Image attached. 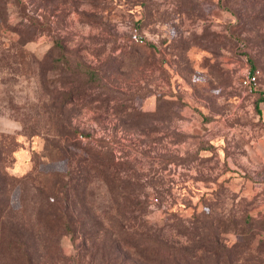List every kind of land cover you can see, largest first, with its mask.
I'll return each mask as SVG.
<instances>
[{
  "label": "rangeland",
  "instance_id": "1",
  "mask_svg": "<svg viewBox=\"0 0 264 264\" xmlns=\"http://www.w3.org/2000/svg\"><path fill=\"white\" fill-rule=\"evenodd\" d=\"M95 148L116 182L88 169L75 190ZM6 175L0 264L23 236L35 264H153L127 239L148 233L225 264L188 250L199 231L264 264V0H0Z\"/></svg>",
  "mask_w": 264,
  "mask_h": 264
},
{
  "label": "trees",
  "instance_id": "2",
  "mask_svg": "<svg viewBox=\"0 0 264 264\" xmlns=\"http://www.w3.org/2000/svg\"><path fill=\"white\" fill-rule=\"evenodd\" d=\"M258 105H259V103H257V106ZM91 150H92L91 151L92 158L90 157V159L87 160L89 162L81 163L82 161H85V160H83L84 158L83 159L82 158L77 159V161L80 163V165H79L80 171H78L75 175H73V174L70 175V177H74L76 179V184L74 186L75 190L78 187L87 184V181H88L87 174L88 173L86 171H88V169H90V171L92 170L93 172L98 171L99 173H102V171H105V170L109 171L110 167H114V165H113L114 162H112L111 159L109 161L102 160V159H100V157H102L100 151H98L96 148L91 149ZM85 159H86V157H85ZM97 161H100V163H102V165L105 167V169L99 167L100 169L98 170L97 164H95V163H97ZM86 164L88 165V167ZM108 173L110 174V176L113 177L112 179L115 180V173L112 171H109ZM4 177H5V178H3L4 183H3V185H1V188H0L2 193L5 194V197H2L0 199V218L1 219L4 217L5 214H7L8 206H9V202L7 201V203H6V199H8V195H9V191H10V188L7 186L8 184H10V182L8 180L9 175H6ZM119 181H120V183L124 182L123 178H121V177H119ZM115 182H116V180H115ZM59 185H61L63 187V191L68 193V190L65 187V181L62 182V180H61ZM77 195H78L77 193L74 195L75 196L74 199L80 200V198H78ZM55 196H56V198H58L57 193H55ZM61 198H63V195ZM58 201H59V199H58ZM67 226H68V222H66V224H65V227H67ZM197 234H198V238H192V243L190 245L191 247L188 248V250L192 251V250H196V249H204V250L210 251V253L214 252L219 257L220 256L225 257V259H226V261H224L225 264H227L229 262H230V264H233V261L234 262L236 261L234 258H231V255H228L225 252H223L224 251L223 249H225V247H223V245L221 246V244L219 243L218 240L216 243V239L212 238L213 235L210 236V233L202 232V231H199V233H197ZM127 239L132 240V244H134L137 247V250H139V252L141 254H143L150 263H153V264H196V262L193 259L195 254H193L192 257H186V255H184V252H182V255H178L175 253V254H172L171 258H168L167 250H164V252L162 253L160 246L157 244L160 240H162L161 236H159V233H157L155 236L152 233L151 234L148 233L147 239H150V242H151L150 245L146 244V245L140 246L139 240H135L132 238H127ZM29 241H30L29 236H23L22 238H19L16 241L12 242L9 246L12 248V244H13V246L15 247V248L13 247L10 251L13 254H15V252H16V254H18L17 255L18 261L16 260V262H18V264H35L34 257H31L29 255V252H28V247L33 246L32 244L29 243ZM262 241H263V239H262ZM248 243L249 242H239V244H243V245L244 244L248 245ZM174 247L176 248V246H174ZM116 257H118V256L116 255ZM116 257L112 256L111 258H114L116 261H118L119 258H116ZM109 258H110V256L108 257V260H109ZM121 259H123V258H121ZM199 260L202 261L201 258ZM118 263L121 264V262H118ZM240 264H244V263L241 262Z\"/></svg>",
  "mask_w": 264,
  "mask_h": 264
},
{
  "label": "built area",
  "instance_id": "3",
  "mask_svg": "<svg viewBox=\"0 0 264 264\" xmlns=\"http://www.w3.org/2000/svg\"><path fill=\"white\" fill-rule=\"evenodd\" d=\"M132 36L137 41H144V36L139 32L137 27L133 29ZM259 73H260V70L258 68L249 69L241 77V82L245 86H249L250 88H255L257 87V84H258Z\"/></svg>",
  "mask_w": 264,
  "mask_h": 264
}]
</instances>
